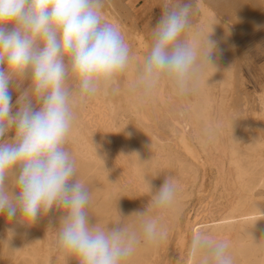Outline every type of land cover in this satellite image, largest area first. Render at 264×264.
<instances>
[{
    "label": "clouds",
    "instance_id": "9594fccd",
    "mask_svg": "<svg viewBox=\"0 0 264 264\" xmlns=\"http://www.w3.org/2000/svg\"><path fill=\"white\" fill-rule=\"evenodd\" d=\"M101 9L102 0H0V215L31 227L59 212L58 227L50 219L49 229L62 257L78 264H127L138 247L166 238L161 215L175 203L178 184L169 175L154 191L145 178L149 204L128 216L138 228L91 222L90 191L76 179L65 147L76 119L73 105L118 90L131 62L120 28ZM195 11L193 0H165L131 84L141 98L161 86L186 96L213 66L216 42L210 34L202 42L186 37ZM17 78L29 87L13 105L10 85ZM69 78L75 89L68 87ZM7 231L13 236L15 227ZM229 247L226 239L198 232L187 254L193 264H234Z\"/></svg>",
    "mask_w": 264,
    "mask_h": 264
},
{
    "label": "bare ground",
    "instance_id": "6f19581e",
    "mask_svg": "<svg viewBox=\"0 0 264 264\" xmlns=\"http://www.w3.org/2000/svg\"><path fill=\"white\" fill-rule=\"evenodd\" d=\"M102 4L105 20L120 28L126 42H133L137 37L138 42L134 43L139 45L141 33L128 26V20H125L129 17L136 24L129 6L122 0H102ZM211 11L208 7L201 9L199 21L195 19L186 34L190 40L201 41L205 39L202 35L204 29L215 33L218 43V50L212 53L213 66L206 67L195 91L184 96L189 115L186 130H192L199 155L202 154L212 167L213 177L207 196L210 203H215L214 209L209 206L208 213H204L207 219L192 224L189 242L198 232L210 233L229 241L234 264H264V136L259 127L264 126V92L257 93L255 109L251 114L247 112L250 116L245 113L244 104L237 112L238 106L234 109V104L229 102L231 79H226V69H221L229 62V56L220 50L229 47L231 40L227 27L210 16ZM70 84L71 89H75V81L71 78L67 81V85ZM124 85L119 79L118 90L109 89L86 103L73 105L76 119L65 147L75 162L76 179L90 191L87 211L91 222L105 227L121 223L135 229L138 228L135 217L128 216L147 207L145 200L150 196L145 195V178L151 181L155 191L169 172L177 174L178 193L169 209L176 218L187 195L188 184L196 179V170L194 164L166 147L149 130L142 117L138 119L124 114L125 103L120 102ZM132 105L139 106L140 100L134 99ZM236 114L258 125V128L249 127L244 142L239 140L240 133L230 130ZM59 215V212H51L31 227L10 224L4 215H0V264H78L75 258H65L57 253L52 238L56 237V232L51 234L49 220L58 227ZM13 226L15 233L12 236L7 230ZM35 230L43 235L40 243L33 239ZM189 242L185 248L181 242L176 247L182 254L181 264H193L187 254ZM166 247V238L158 245H141L127 264H148Z\"/></svg>",
    "mask_w": 264,
    "mask_h": 264
},
{
    "label": "rangeland",
    "instance_id": "374dc122",
    "mask_svg": "<svg viewBox=\"0 0 264 264\" xmlns=\"http://www.w3.org/2000/svg\"><path fill=\"white\" fill-rule=\"evenodd\" d=\"M101 10L104 11V7ZM230 11L232 10H229V12ZM245 11L246 10L243 8L242 10H240V5H238L233 9L232 13L237 19H240L243 15V12ZM161 14L162 9L160 11L157 9V11L154 10V12L150 13V19L153 23L152 27L145 32V36L142 35L141 43L139 45L135 44L138 42L137 37L133 38V42L130 40L127 41L131 53V62L127 71L119 78L122 79L125 83L124 87L122 88L123 96L120 102L125 103L124 114L126 116H133L138 119L142 117L145 125L154 135L157 136L158 139L161 140L162 143L166 145V147L171 149V151H173V153H175L176 155H182L183 158L194 164L196 170V179L194 183L188 184L187 195L182 200L183 205L179 210L177 217L175 218L169 209L161 215V219L167 218L166 220H161L162 225L167 230V247L164 250L160 251V256L158 252V255L154 258H151L149 261L150 263H148L181 264L183 262L182 254H180V251H178V249L176 250V247L179 246L178 243L181 242V245H183V248H185L186 244L189 242V233L192 224L207 219L204 213L209 211V206H211L210 208L212 209L215 208V203H210L207 196L210 189V181L213 177V170L209 162L205 160V157L202 154L199 155V152L195 145V136L192 130H186L185 122L189 120V115L187 107L185 106L184 96H175L167 86H161L149 98H141L139 95L133 92L132 89H129V87L131 88V84L135 78V74L140 67L144 56L150 50L152 41V28L155 27L156 23L161 17ZM125 20H128V22H126L128 26H133L136 29L142 30V22L136 21V24H134L129 17H126ZM249 39H253L255 43L253 45H249ZM203 40L204 39H202L201 42ZM211 40L216 42L217 47L218 43L215 40V37L211 38ZM232 48L234 51L233 67L232 69L227 68L228 73L225 72L229 76L227 77V79H231V90L229 91L231 95H229L228 97L229 102L234 104V109L238 106V108L235 109V111L237 112L244 104L246 109L245 113L249 112L251 114L253 112V109L256 107L257 93L264 89V26L251 35H247L244 37L241 36L240 38L237 37ZM16 86L17 84L15 81L14 87L10 85L12 97H15L16 93L23 92L26 89L25 88L21 91L22 86H20L19 88ZM68 87L71 89L72 85L70 84L68 85ZM234 89L236 91H234ZM136 96L138 97L137 99ZM124 98L126 99V101H124ZM134 99L137 101L140 100L139 106L132 105ZM12 102L14 105L16 100L12 98ZM131 106L132 108H134L132 109ZM249 113H247V115ZM236 115H234L233 117L230 130L234 133L235 130L237 133H240L241 136L239 134V140L241 142H244L246 140L245 136L247 134V131L249 130V127L256 126L258 128V125L251 124L248 118L246 119V117H243V115L241 114ZM247 120L249 122H247ZM242 121H244V123ZM240 123H242L243 125ZM238 126L242 127L240 128ZM259 127L262 131V135L264 136V126L259 125ZM181 137L185 139V142ZM181 139H183L182 142ZM187 149L191 152H189ZM169 175L173 176L176 180L177 174H172L169 172L166 176ZM179 190H182V188L179 187ZM149 201L150 198L145 200V204L146 202H148L146 206L149 204ZM205 202L208 204L206 205ZM23 230L25 231L26 228ZM38 232L40 231H33V239L37 243H40L42 241L41 237L43 235H41V232ZM54 232L55 231L52 230L51 234H53ZM54 235H56V237L54 236L52 238H54L53 240L56 244L57 234L54 233ZM57 253L59 254V251Z\"/></svg>",
    "mask_w": 264,
    "mask_h": 264
},
{
    "label": "crops",
    "instance_id": "0c3cea01",
    "mask_svg": "<svg viewBox=\"0 0 264 264\" xmlns=\"http://www.w3.org/2000/svg\"><path fill=\"white\" fill-rule=\"evenodd\" d=\"M123 2L129 6V11L131 15L133 16L134 19H136L135 22L136 21L142 22L143 24L142 30L140 29L138 30L141 33V35L145 36V32L148 29H150L153 24L150 19L151 18L150 13L154 12V10L157 11V9L160 11L162 9L163 4L165 3V0H123ZM194 2H195L194 7L196 5L197 6L195 7L196 14L194 13L192 16V22L195 19L199 21L198 19H200L201 17V13H200L201 9L208 7V11L212 10L210 12V16L215 17L217 20H219L223 25L227 27V30H229L227 31V34L230 37L231 45L225 48L229 53L226 52L225 49L220 50L221 53L223 51V53H227L229 56L228 58L229 62L227 63V65L225 67L223 65L221 66L222 68H225L226 69L225 72H227V68L232 69L233 67L232 64L234 60V51L232 47L234 44L233 42L236 40V38L237 37L240 38L241 36L244 37L247 35H251L252 33H254L255 31L259 30L261 27L264 26V0H248V1L246 0H201L200 1L201 4L199 6L197 4L198 0L197 1L193 0V4ZM238 5H240V10H242V8L246 10L245 12H243V15L241 16L240 19H237L235 15L232 13L233 9ZM229 10H232V11L229 12ZM229 28H231V30ZM209 34L211 38L215 37L216 39L215 33L211 34V32H206L203 29V34H202L203 37L206 38ZM248 42H249L248 43L249 45H253L255 43L253 39H249ZM217 50H218V46L213 51H217ZM227 77L229 76L226 74L225 78L227 79ZM15 82L17 84L16 87L19 88L20 86H22L21 91L29 87V81L26 79L17 78L15 79ZM263 92H264V89H262L258 93H263ZM19 93H16L15 97L13 96L12 98L16 100Z\"/></svg>",
    "mask_w": 264,
    "mask_h": 264
}]
</instances>
